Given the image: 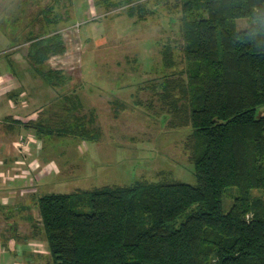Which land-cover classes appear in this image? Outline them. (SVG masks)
Segmentation results:
<instances>
[{"label": "trees", "instance_id": "1", "mask_svg": "<svg viewBox=\"0 0 264 264\" xmlns=\"http://www.w3.org/2000/svg\"><path fill=\"white\" fill-rule=\"evenodd\" d=\"M52 1L41 13H53L55 5L70 13L72 0ZM180 3L185 67L179 78L160 81L159 96L174 126H191L187 148L196 182L142 179L40 196L50 264H264V115H256L264 105V0ZM240 18L249 26L238 29ZM59 32L32 41L27 53L54 86L68 79L47 65L66 50ZM164 57L166 65L174 64L170 49ZM62 97L66 117L32 126L50 137L98 141L102 131L85 126L75 94L64 91ZM229 188L237 193L225 211ZM86 204L90 211L78 210Z\"/></svg>", "mask_w": 264, "mask_h": 264}, {"label": "rangeland", "instance_id": "2", "mask_svg": "<svg viewBox=\"0 0 264 264\" xmlns=\"http://www.w3.org/2000/svg\"><path fill=\"white\" fill-rule=\"evenodd\" d=\"M96 1L100 0H72L69 14L62 5H55L53 13H41L53 5L52 0L0 2L5 7L0 28L3 26L12 35L13 51L18 49L27 55L32 41L50 35L54 38L61 29L71 30L68 38L74 36V31L79 34L67 51L73 53L72 57L82 58L83 80L73 76L56 87L41 83L39 93L43 106L58 110L65 108L60 102L64 92L60 91L77 92L83 101L77 115L82 114L86 127L102 131L98 141L84 140L80 144V139L74 137H46L43 157L58 161L63 173L50 177L38 196L53 191H87L107 184L127 185L142 179L195 183L191 150L187 148L191 126H174L173 116L159 96L160 81L165 77L179 78L185 67L181 0H129L133 6L142 3L139 10H129L126 0H103L100 5ZM127 10L136 15L129 16ZM59 13L62 15L56 17ZM87 17L90 20L80 33L81 25L76 22ZM236 23L238 29L250 24L247 18L237 19ZM4 45L0 42V52ZM165 49H170L174 64L166 65ZM256 115H264V105L257 108ZM70 118L68 115L67 120L72 122ZM236 193V188L227 190L225 211L230 210ZM254 194L261 191L254 190ZM79 195L83 196L81 192ZM77 208L91 210L88 204ZM38 213L37 210L36 221H40Z\"/></svg>", "mask_w": 264, "mask_h": 264}, {"label": "crops", "instance_id": "3", "mask_svg": "<svg viewBox=\"0 0 264 264\" xmlns=\"http://www.w3.org/2000/svg\"><path fill=\"white\" fill-rule=\"evenodd\" d=\"M96 5H99L97 1ZM4 8L0 5V17ZM89 20L87 17L77 21L81 25L79 30ZM60 31L66 50L50 56L47 65L63 70L67 81L73 76L82 77V58L72 57L73 53L67 51L79 34L72 28L74 36L68 38L71 30ZM11 36L3 26L0 28V42L5 44L0 52V264H50L52 257L38 208V193L50 177L63 173V167L53 158L43 157L49 135L41 133L32 123L55 124L66 117L67 111L66 108L48 110L43 106L39 90L40 84L47 82L35 71L25 53L13 51ZM81 46L82 43L77 47ZM64 91L67 89L60 92ZM68 92L74 93L76 100L83 104L81 95ZM60 102L64 105L63 97ZM54 137L57 136L51 138ZM37 210L40 221L35 220Z\"/></svg>", "mask_w": 264, "mask_h": 264}]
</instances>
